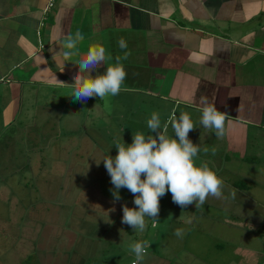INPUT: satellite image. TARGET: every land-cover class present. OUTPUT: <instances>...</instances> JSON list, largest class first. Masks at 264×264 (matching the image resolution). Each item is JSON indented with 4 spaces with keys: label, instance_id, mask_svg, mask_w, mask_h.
<instances>
[{
    "label": "crops",
    "instance_id": "crops-1",
    "mask_svg": "<svg viewBox=\"0 0 264 264\" xmlns=\"http://www.w3.org/2000/svg\"><path fill=\"white\" fill-rule=\"evenodd\" d=\"M51 2L0 0V147L6 152L0 157V171L6 174L3 181L15 184L27 171H47L55 178L61 174V179L83 181V190L77 192L83 197L80 202L88 209H99L103 220L108 218L113 225L122 218V205L110 195L104 197L102 181L109 180L111 190L114 186L102 160L118 154L116 143L131 145L133 133L147 136L152 113L164 123L176 108L177 116L189 114L196 127L189 132V139L202 149L195 162H206L226 180H222V197L209 196L198 209L195 203L185 208L175 204L171 192L161 197L158 222L165 229L172 228L166 232L173 241L167 246L160 236H147L153 250H158L149 254L152 260L148 261L180 264L176 262L181 257L172 248L175 238H170L177 224L183 227L186 223L192 232L176 241L186 245L190 240L194 249L205 241L191 238L194 226L203 229L201 237L208 234L205 227L209 231L217 227L216 233L228 226L245 229L246 211L261 206L258 200L247 198L250 190L244 181L251 179L236 177L239 186L233 185L228 182L229 175L221 171L227 172L224 166L231 163L244 165L239 171L247 172L245 162L251 155L259 163L254 178H264V0H55L50 7ZM77 30L84 34L79 56L66 61L62 41ZM121 38L127 43L123 50L118 45ZM91 45L105 49L108 64L120 56L126 78L118 95L104 100L92 97L82 103L68 95L71 88L65 84L73 83L79 71L75 60ZM125 52H130L126 60ZM106 67L102 62L92 76L104 74ZM201 95L210 100L214 97L217 110L229 116L222 137L200 123L202 113L197 104ZM168 134L173 135L171 126ZM77 136L82 141H75ZM60 143L64 154L57 157L49 172L48 165L55 161L49 163L47 156L55 154L52 151ZM74 147L79 148L78 160L70 164L67 150ZM205 147L207 153L203 152ZM92 179L95 192L87 193L85 181ZM17 189L20 200L26 201L23 197L28 184ZM86 207L83 212L89 214ZM103 220L94 223L98 227ZM220 238L216 234L212 242V264H217V253L224 250ZM182 255L183 264H210L193 252ZM148 261L145 258V264Z\"/></svg>",
    "mask_w": 264,
    "mask_h": 264
},
{
    "label": "rangeland",
    "instance_id": "rangeland-1",
    "mask_svg": "<svg viewBox=\"0 0 264 264\" xmlns=\"http://www.w3.org/2000/svg\"><path fill=\"white\" fill-rule=\"evenodd\" d=\"M9 135L12 136L11 133ZM75 141L79 142L82 139L77 136ZM55 146L56 148L52 151L55 154L47 156L49 163L55 161L54 164L48 165L50 167L49 172L57 164V157L64 154V147H61V143ZM78 149L74 147L67 150L70 155L66 160L70 164L73 160H78L76 157ZM4 153L6 152L0 147V157L4 158ZM49 153L50 151H48ZM253 158L249 155L246 159L245 170L247 172L239 171L238 167L244 165H232L231 163L224 166L227 172L221 171L222 174L227 173L226 176L229 175L228 182L233 185L239 186V181H235L236 177H244L245 175L251 179V181H244L245 187L248 188L246 190H250L247 193V198L258 200L261 206L259 209L256 208L255 211H246L248 226L245 229L228 226L224 227L219 233H216L217 227L213 231H209L205 227L208 234L204 237H201L204 234L203 229L201 231L197 226H194V233L191 238H203L205 240L204 243L201 241L197 245L198 249L193 248L194 245L190 240L186 245L176 241L178 237L175 236L174 232V235H170V238H175V244L172 248H174L176 255L181 257L176 263L183 264L184 255L182 254L193 252L200 255L204 262L208 260L212 264V258L214 257L211 256L214 254L212 242L215 240L216 234H220L224 241L220 244L224 245V250L217 253L219 254V258L215 259L217 264H231L233 262L238 264V260L243 261L244 264H264V229L262 227L264 224V178L261 180L254 178L259 163L255 160L256 158ZM38 160H41L40 156H38ZM248 161L254 163L252 165L247 164ZM195 163L197 166L201 165L198 162ZM26 165L29 166L28 163ZM40 167L39 163L37 168ZM22 168H25L24 165H22ZM28 172H23L21 177L16 179L15 184H10L8 180L3 181L2 177L6 174L4 175L0 171V264H132L135 259L134 253L130 251L132 243L144 241L150 236H154V238L160 236L162 241L167 243V246L171 244L168 243L169 241H173L168 240L166 232L172 230V228L165 229L163 224L161 226L159 224L156 229H152L151 220L147 217L148 227L143 233H136L131 226L123 224L122 218L114 220L113 225L108 218L103 220L101 216L104 214L99 209L93 210L91 207L88 209L84 205L85 203L80 202L83 197H80L77 192L83 190L81 185L83 181L71 180V178L61 179V174L60 177L55 178L54 174H49L47 171L45 173L38 171V174ZM224 176L220 174L219 178L226 180ZM94 181L93 179L85 181L86 186H88L87 193L95 192ZM100 182L98 180V183ZM26 184H28V189L25 190L26 195L23 198L27 200L21 201L22 197L19 195L17 187L20 188L22 185L26 186ZM109 184V180H104L100 187L107 195L104 197L107 198L110 195L114 199ZM3 186H5V190L2 188ZM120 197L121 199L118 201L122 208L125 204L129 208H137L134 204L135 197L128 189L123 191L120 189ZM85 199L89 200L88 197ZM92 200L95 199L92 198ZM81 204L83 205L79 207ZM85 207L89 210V214L83 212ZM122 208L119 211L120 217H123ZM204 214L208 215V213ZM210 214L220 215L217 212ZM224 216L227 217V215ZM99 220H103V222L102 224L99 223L97 227L94 221ZM230 221L233 223L232 217ZM260 221L262 224H259ZM35 225L37 226L34 227ZM103 225L112 226L101 227ZM176 227L177 229H183V236L186 237L192 232L186 223L183 227L178 224ZM148 232L149 234H147ZM157 252L150 245L147 248L146 260H152L150 255ZM239 256L240 258L235 261ZM29 257L30 260L24 263ZM145 258L141 264H145ZM169 258L174 259L175 256L170 255ZM198 263H200V260H198ZM147 264H157V262L148 261Z\"/></svg>",
    "mask_w": 264,
    "mask_h": 264
},
{
    "label": "clouds",
    "instance_id": "clouds-1",
    "mask_svg": "<svg viewBox=\"0 0 264 264\" xmlns=\"http://www.w3.org/2000/svg\"><path fill=\"white\" fill-rule=\"evenodd\" d=\"M83 40L84 34L79 30L74 34H66L62 41V54L66 61H73V56H79L78 45ZM118 45L122 50L127 48L123 38L118 41ZM129 55L130 52H125L123 59L126 60ZM109 59L102 46H89L83 57L75 60L78 61L79 71L73 77V83L65 84L71 88L68 95L82 103L92 97L104 100L118 95L126 71L120 56L115 57L114 64H108ZM102 62L107 66L106 71L93 77L92 72H98ZM197 108L202 113L200 123L203 127L214 129L216 136L222 137L229 116L217 110L214 97L210 100L207 95H201ZM169 126L173 131L172 136L168 134ZM147 128L150 130L147 136L140 132L133 133L131 145L124 141L116 143L114 146L118 154L115 157L108 155L102 160L114 186V190H110L114 201L121 199L122 188L128 189L135 197L134 204L138 210L125 204L122 208V223L131 226L136 233L146 231V217L151 220L152 229L158 227L160 199L167 192H171L173 202L182 208L195 203L198 209L209 196L221 198L224 187L222 179L206 162L200 166L195 163L194 158L201 148L189 139V132L196 128L189 114L181 112L177 116L176 108H173L167 121L162 123L159 115L152 113L147 120ZM208 151L207 147L203 148L204 153ZM212 152L214 155L215 149ZM235 195V191H232L233 199ZM174 234L182 238L183 229H176ZM148 247L150 244L147 240L130 245V251L135 255L132 264H141Z\"/></svg>",
    "mask_w": 264,
    "mask_h": 264
},
{
    "label": "built area",
    "instance_id": "built-area-1",
    "mask_svg": "<svg viewBox=\"0 0 264 264\" xmlns=\"http://www.w3.org/2000/svg\"><path fill=\"white\" fill-rule=\"evenodd\" d=\"M55 3V0H52V2L50 3V7H53Z\"/></svg>",
    "mask_w": 264,
    "mask_h": 264
},
{
    "label": "trees",
    "instance_id": "trees-1",
    "mask_svg": "<svg viewBox=\"0 0 264 264\" xmlns=\"http://www.w3.org/2000/svg\"><path fill=\"white\" fill-rule=\"evenodd\" d=\"M29 260H30V257H29L27 260H25L24 263H26V262L29 261Z\"/></svg>",
    "mask_w": 264,
    "mask_h": 264
}]
</instances>
